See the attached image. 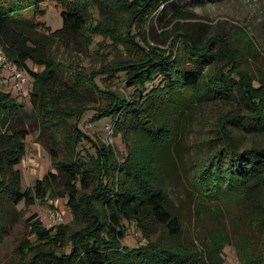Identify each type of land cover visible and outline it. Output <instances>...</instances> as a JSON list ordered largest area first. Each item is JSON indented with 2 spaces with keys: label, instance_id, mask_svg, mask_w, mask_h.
Returning a JSON list of instances; mask_svg holds the SVG:
<instances>
[{
  "label": "trees",
  "instance_id": "trees-1",
  "mask_svg": "<svg viewBox=\"0 0 264 264\" xmlns=\"http://www.w3.org/2000/svg\"><path fill=\"white\" fill-rule=\"evenodd\" d=\"M48 1L61 7L60 27L52 29L43 18L41 5ZM177 1L0 0V48L11 64L33 80L29 113L10 92L0 89V219L10 215L21 200L32 204L51 197L65 198L70 222H82L76 229L65 223L46 228L30 216L27 220L39 246L29 245L30 255L13 264H222L224 248L231 240L220 231L210 233L207 246L197 253L191 251L194 245L178 243L147 241L131 248L122 244L127 231L124 221L140 227L144 236L143 222L148 219L162 225L171 237L181 233V222L168 207L161 182L164 166L171 168L170 150L177 139L175 116L194 102H235L240 106V111L216 119L205 132L210 135H201L196 141L195 152L203 153L193 161L189 178L196 206L214 217L233 206L245 211L249 221L264 223V146L241 149L233 134L236 126L264 131V74L241 72L239 58L227 41L211 36L198 44L194 33L185 29L171 39L170 50L149 49L115 69H104V78L124 70L123 85L130 89L125 94L109 92L108 102L93 113V118L110 115L114 127L139 141L140 148L138 145L123 163L108 145L96 143L93 155L79 148L84 134L78 123L86 106L80 105L73 122L67 123L70 115L61 106L66 92L55 50L68 45L76 48L86 30L104 34L111 13L121 11L131 17L125 39L143 48L131 30L132 20H159ZM92 10L100 16L95 23ZM29 63L40 69L34 70ZM97 74L81 86L105 93L103 86L99 89L93 83ZM22 116H33L36 125L49 132L45 146L55 170L35 180L32 194L29 188L21 190L20 172L15 168L29 132V125L19 122ZM60 152L69 154L60 157ZM134 160L139 161L138 166L131 171ZM5 231L0 222V238ZM238 243L237 258L242 264H264V256L248 253L246 244L240 239Z\"/></svg>",
  "mask_w": 264,
  "mask_h": 264
},
{
  "label": "rangeland",
  "instance_id": "rangeland-1",
  "mask_svg": "<svg viewBox=\"0 0 264 264\" xmlns=\"http://www.w3.org/2000/svg\"><path fill=\"white\" fill-rule=\"evenodd\" d=\"M41 6L45 8L43 18L48 25L52 29L60 27L61 7L56 6L55 1H48ZM92 14L95 23L100 16L96 10H92ZM111 15L106 22L107 29L104 34H94L86 30L78 39L79 49L78 46L73 48L72 45H68L59 47L54 52L55 61L61 70L59 76L64 81L62 88L66 94H63L65 100L62 101L61 106L70 115L67 123L73 122L75 111L79 107L86 106L78 125L85 135L79 148L87 155L96 152L97 144H105L111 147L118 162L123 163L129 153L136 151L139 145L135 137L128 136L114 127V120L110 115L93 118L95 110L108 102L109 98L106 95L109 92L125 94L130 91L123 85L126 76L124 70H115L114 76L104 78L106 75L104 69L107 67L115 69L122 63L138 58L149 49L170 50L171 39L185 29L189 33H194L198 44H203L211 36L227 41V47L239 58L238 67L241 72L245 71L251 75L264 74V0L177 1L159 20L158 18L152 21L142 19L141 22L132 20L134 24L131 30L137 35L136 41L143 48L125 39L126 25L131 19L130 14L121 11ZM43 18L36 17V20ZM129 46L130 48L127 49L126 47ZM179 47L180 43L177 42L176 53ZM173 50L175 53V49ZM211 52H216L215 45H212ZM29 66L34 70L40 69L30 63ZM209 69L208 67V71ZM95 73L99 74L93 78V83L99 89L103 86L105 93L97 91L96 88L84 89L83 85L81 86L84 81L88 83ZM24 74L28 78L24 91L17 92L13 87V76L0 63V89L10 92L11 96L22 103L24 110L29 113V92L33 80L26 73ZM74 84L80 87H68ZM74 92L76 94L73 95ZM238 111L240 106L235 102L216 101L208 104L194 102L175 116L177 139L170 150L171 168L164 166L161 185L167 197L168 207L181 222L182 231L178 236L171 237L162 225L148 219L143 222L147 231V236H144L140 227L124 221L127 231L122 240L123 245L131 248L147 241L162 244L178 243L183 246L194 245L195 248H191V251L196 252L207 246L210 233L220 231L231 240V243L224 248L222 264H242L237 258L236 244L239 239L246 244L245 249L248 253L254 252L256 255L264 256V223L249 221V217L244 218L247 215L245 211L235 209L233 206L228 212L223 210L214 217L204 212L206 211L204 208L196 206L190 191L192 163L195 158L203 155L195 152L196 141L201 135H210L205 132L213 126L216 119ZM19 122L25 126L29 125V132L23 139L24 153L15 168L20 172L21 190L29 188V193L32 194L31 188L35 180L42 178L49 170L55 171L51 167V158L45 146L49 132L38 127L33 116H22ZM233 131L241 149L250 145L264 146V131H247L240 126H236ZM64 153L60 152V157ZM138 162L134 160L130 163L131 171L137 169ZM65 201V198L50 197L46 201L35 200L32 204H26L21 200L16 204L15 209H11L10 215L1 216L0 222L5 226L6 231L0 238V264H13L22 257L30 255L29 245L39 246L31 231L30 221L27 220L30 216L39 220L46 228L57 223L78 228L82 222L77 221V224L70 222L71 215ZM59 213L61 216L58 215Z\"/></svg>",
  "mask_w": 264,
  "mask_h": 264
},
{
  "label": "built area",
  "instance_id": "built-area-1",
  "mask_svg": "<svg viewBox=\"0 0 264 264\" xmlns=\"http://www.w3.org/2000/svg\"><path fill=\"white\" fill-rule=\"evenodd\" d=\"M0 63L2 65L3 68H5L6 70L10 71L11 75L14 78V83H13V87L17 92H21L24 91V85L27 81V77L24 74L23 70H20L18 68L15 67V65L11 64L4 52L2 51V49L0 48ZM60 215V213L58 214ZM61 216V215H60Z\"/></svg>",
  "mask_w": 264,
  "mask_h": 264
}]
</instances>
